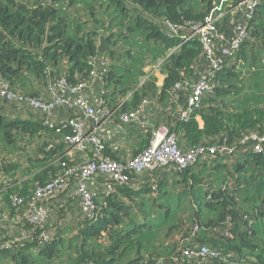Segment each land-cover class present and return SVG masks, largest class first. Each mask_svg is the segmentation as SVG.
<instances>
[{"label":"trees","instance_id":"16d2710c","mask_svg":"<svg viewBox=\"0 0 264 264\" xmlns=\"http://www.w3.org/2000/svg\"><path fill=\"white\" fill-rule=\"evenodd\" d=\"M256 2L250 15L247 0H0V77L44 102L50 89L69 103L87 95L101 117L99 156L128 161L161 126L176 134L182 153L205 148L182 170L175 163L140 173L128 168L124 183L99 174L91 186L96 221L84 215L73 178L38 204L47 217L36 226L29 222L35 187L64 162L98 158L91 149L67 154L69 121H84L86 132L95 121L68 103L48 114L0 99V181L26 182L5 191L3 221L23 209L26 220L0 240L13 243L0 250V264H264V150L245 139L264 137V0ZM198 27L208 28L209 50ZM241 30L239 50L224 55ZM185 37L192 38L181 45ZM219 57L225 66L207 77L211 90L182 121L195 85ZM61 82L86 88L64 94ZM138 112L139 120H124ZM110 183L115 192L103 193ZM66 210L82 221L63 226ZM203 246L214 253L204 260Z\"/></svg>","mask_w":264,"mask_h":264},{"label":"built area","instance_id":"2783aa9c","mask_svg":"<svg viewBox=\"0 0 264 264\" xmlns=\"http://www.w3.org/2000/svg\"><path fill=\"white\" fill-rule=\"evenodd\" d=\"M247 2L249 8L251 9V15L257 2L256 0H247ZM196 33L200 36L199 40L209 50L211 39L208 34V28L198 27ZM238 36L239 37L231 43L230 48H225L222 51L224 55L231 56L239 50L242 40L246 37V31L241 30ZM191 38L192 37H185L182 40L181 45L188 42ZM224 66L225 64L221 57L216 58L213 61L212 70H210L207 75L195 85L193 93L189 97L188 106L185 110H183L182 121L186 122L189 120L190 115L199 107L201 97L204 92L211 90V87L208 85L207 77L209 78L214 76V74L221 71ZM85 88V83L78 84L71 88H68V85L65 82H61L59 84V90L63 91L64 94H66L67 91H70V93H78L85 90ZM50 93L51 100L48 102H44L33 97H25L12 90L9 83L0 77V99L10 100L18 104L27 103L31 107L48 114H50L56 106L68 103L71 107L81 111L80 113L84 114L86 117L94 118L95 125L91 132H86L84 121L78 119L70 120L68 126L73 128V133L65 135L64 139L67 144L70 145L67 154L72 155L75 151L86 153L89 149H91L95 155L98 156V158H88L84 162L76 164H68L67 162H64L63 170L56 177L47 181L45 184H38L35 187L33 196L29 202V205L33 207L29 214V222L36 226L43 224L47 217L46 210L38 204L48 202L52 198H55L59 193L64 192L70 186L73 178H78L76 189L77 193L82 198L81 206L84 215L89 220L96 221L99 214L96 210L94 194L91 191V186L99 174H108L115 180V182L124 183L127 180L125 171L128 168L140 173L146 169H154L158 166L175 163L177 164L178 169L182 170L189 164L194 163L196 158H198L205 151V148L200 146L185 154L182 153L176 142V134L171 132L167 127L161 126L153 132L150 145L136 157L125 162H118L109 158L101 157L99 154L103 150V144L97 135L100 128L101 117L98 116L94 107L88 103L89 97L87 95L80 94L77 99L69 103L65 97L58 96L53 89H50ZM100 103L103 104L104 101L101 100ZM123 117L125 121L130 119L139 120L141 118V112L124 115ZM249 138H252L257 142L255 146L256 151L261 152L264 150V137L256 134L245 137V139ZM209 150L214 152V148ZM232 150L233 149L231 148L230 152H232ZM102 192L105 194H111L115 192V188L112 183H110ZM14 199L16 204L21 205L24 203L23 198L15 197ZM2 220H4V214L0 210V222H2ZM42 237L43 240L46 241L49 239V236L45 233H42ZM12 245V242L1 243L0 250L11 248ZM193 253L194 252L190 249L185 251V255L187 256H191ZM200 254L202 256V260H204L207 256L214 253L207 246H203Z\"/></svg>","mask_w":264,"mask_h":264},{"label":"crops","instance_id":"0c3cea01","mask_svg":"<svg viewBox=\"0 0 264 264\" xmlns=\"http://www.w3.org/2000/svg\"><path fill=\"white\" fill-rule=\"evenodd\" d=\"M104 36V35H102ZM101 37V36H100ZM127 152H124V154H126ZM7 179L6 180H1L0 181V207L3 208V209H6L7 207L4 206V203H3V199H5V191L7 188H9L10 186H17V188H23L25 183V178H14V179H9V181H14L12 182L10 185H7ZM49 202V201H48ZM47 203V202H45ZM44 204V203H43ZM6 205V204H5ZM23 209V208H22ZM24 211V212H23ZM23 211H19V214L15 217V219L13 218L12 221H3L2 220V223L0 224V240L1 239H6V237H8L7 233L12 229L13 231V228L14 226L17 225V223H20L23 224V222H25V210L23 209Z\"/></svg>","mask_w":264,"mask_h":264},{"label":"rangeland","instance_id":"374dc122","mask_svg":"<svg viewBox=\"0 0 264 264\" xmlns=\"http://www.w3.org/2000/svg\"><path fill=\"white\" fill-rule=\"evenodd\" d=\"M66 211H64L65 214H64V217L62 219V223H64L63 226L71 224V223H74L76 226L77 224H79L82 221L80 214L75 215V214L70 213V211H67L68 213Z\"/></svg>","mask_w":264,"mask_h":264},{"label":"water","instance_id":"95a60500","mask_svg":"<svg viewBox=\"0 0 264 264\" xmlns=\"http://www.w3.org/2000/svg\"><path fill=\"white\" fill-rule=\"evenodd\" d=\"M100 51L105 52L109 50V44L107 42V38L105 36L100 37V46H99Z\"/></svg>","mask_w":264,"mask_h":264}]
</instances>
